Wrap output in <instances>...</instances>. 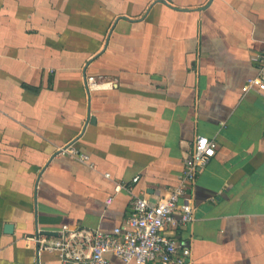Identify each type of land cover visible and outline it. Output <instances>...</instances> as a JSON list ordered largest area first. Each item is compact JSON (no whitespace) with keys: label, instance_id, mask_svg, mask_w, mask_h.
<instances>
[{"label":"crops","instance_id":"0c3cea01","mask_svg":"<svg viewBox=\"0 0 264 264\" xmlns=\"http://www.w3.org/2000/svg\"><path fill=\"white\" fill-rule=\"evenodd\" d=\"M262 53L264 0H0V264H62L28 237L167 197L198 136L216 154L167 233L192 264H264Z\"/></svg>","mask_w":264,"mask_h":264},{"label":"built area","instance_id":"2783aa9c","mask_svg":"<svg viewBox=\"0 0 264 264\" xmlns=\"http://www.w3.org/2000/svg\"><path fill=\"white\" fill-rule=\"evenodd\" d=\"M259 71L248 80V89L264 91V53L259 56ZM89 83H95L94 78ZM217 142L198 136L186 160L179 183L168 196L157 201L134 196L124 223L112 230L63 224L56 233L37 231L28 241L36 245L37 255L56 253L62 264H112L109 255L124 264H192L191 250L167 233L168 228L191 223L196 206L189 195L197 173L216 154ZM65 150H62L64 152ZM72 150L71 153H75ZM76 154V153H75ZM139 177L133 179L137 183ZM131 191L126 183H117L116 193ZM184 203H181L182 200ZM112 198L108 200L111 203Z\"/></svg>","mask_w":264,"mask_h":264},{"label":"water","instance_id":"95a60500","mask_svg":"<svg viewBox=\"0 0 264 264\" xmlns=\"http://www.w3.org/2000/svg\"><path fill=\"white\" fill-rule=\"evenodd\" d=\"M92 122H95V120L93 119ZM12 230H13V225H7V226H6V231H7V232H12ZM47 234H48V233H47Z\"/></svg>","mask_w":264,"mask_h":264}]
</instances>
